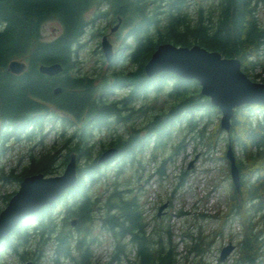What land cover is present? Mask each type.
Segmentation results:
<instances>
[{
    "label": "trees",
    "instance_id": "16d2710c",
    "mask_svg": "<svg viewBox=\"0 0 264 264\" xmlns=\"http://www.w3.org/2000/svg\"><path fill=\"white\" fill-rule=\"evenodd\" d=\"M189 3L190 0H0V154L11 139L36 137L39 142L45 124L58 123L61 136L72 125L62 138L64 159L74 152L81 160L76 164L74 183L59 196L61 210H55L56 202H52L20 221L0 240V257L3 249H9L22 264L28 259L31 264H39L44 247L50 243V264H59L64 258L74 264H93L90 244L96 233L92 221L98 219L99 231L113 239L112 258L123 259L127 264H175L168 224L156 221L147 230L148 219L139 194L131 186L120 188L116 177L127 164H136L135 170L139 172L146 150L152 156L163 152L156 167L161 177L166 162L183 146L184 136H196L206 146H214L220 132L233 152L239 183L236 189L230 185L225 212L211 237L198 236L189 244L198 252L193 264H227L226 258L211 263L208 248L227 214L236 216L239 227L235 244L238 251L230 264L264 262V105L246 103L235 107L227 130L216 125L217 129L212 128L203 137L216 107L199 92L197 81L166 71L146 76L143 70V63L158 42L198 43L224 56L237 57L248 77L264 81V17L257 12L264 0H214L205 13L199 5L193 15L188 11ZM93 4L106 5L94 12L95 17L109 12L112 19H119L118 26L128 27L129 39L119 50L125 49L122 55L132 65L112 70L108 75L101 73L98 79L81 73L76 64L87 23L85 11ZM48 19L57 20L60 31L43 39L40 26ZM118 51L113 60L121 53ZM11 58L24 60L26 68L19 73L8 71L6 62ZM51 62L61 64L58 73L47 75L38 71L39 63ZM55 86L60 87L58 92L52 91ZM116 87L125 91L112 97ZM149 91L154 97L164 91L172 98L170 104L145 115L147 109H152L151 103L136 101ZM144 115L140 124L135 121ZM117 123H125V131L111 136L107 142L118 148L113 156L117 160L115 178L101 194H93L91 187L106 175L103 167L109 160L96 161L103 148L93 150L92 131ZM176 125L180 136L172 143L169 140ZM235 147L239 149L238 155L234 153ZM56 150L47 149L38 157L30 153L28 163L18 173L1 171L0 178L8 180L12 176L19 181L33 172L48 174ZM183 175L184 172L179 175L178 182ZM153 217L162 218L156 213ZM71 218L75 219L72 225ZM232 222L231 218L229 224Z\"/></svg>",
    "mask_w": 264,
    "mask_h": 264
},
{
    "label": "rangeland",
    "instance_id": "374dc122",
    "mask_svg": "<svg viewBox=\"0 0 264 264\" xmlns=\"http://www.w3.org/2000/svg\"><path fill=\"white\" fill-rule=\"evenodd\" d=\"M213 1L214 0H190L188 11L193 15L194 10L201 5L205 13L206 9ZM105 6V4H93L85 11L87 23L84 33L80 38L81 45L77 49L76 56V64L79 66L80 72L95 78L101 73L108 75L112 70L121 67H126V69H128L132 66L122 55H125V49L122 50V48H120L119 50V47L129 39V35L126 33L128 27L118 26L119 22L117 23V21L112 19L109 12L105 16L95 17L94 15L95 11L98 9L103 10ZM257 12L259 17H264L263 4H259ZM114 25H116L115 28L111 29ZM59 31L60 23L55 19L45 20L40 26V34L43 39H50L57 35ZM102 34H106L108 40L111 42L113 55L118 50L121 52L117 54L110 63L104 60L100 50L99 43ZM249 78L255 81H261L259 78L252 77L251 75ZM124 91V88L116 87L112 97H117ZM171 99L172 98L166 95L164 91L157 94L156 97H154L152 91H149L146 97L142 96L136 102L138 103L141 100V102H147L146 100H149L152 109H147L145 115H148L152 111L165 109L170 104ZM56 113L58 115L61 114V112L58 111ZM145 115L138 116L135 121L140 124V120L142 121L144 117H146ZM218 119L219 112L216 110L205 126L207 133H204L203 137H206L212 128L218 126ZM110 126V128L92 131L90 141L93 143V150L95 152L100 150L101 147H106L108 145V139L111 136H115L117 133H123L126 124L117 123ZM71 128L72 125H69L61 136L58 123H46L43 129V137L39 142L36 141V137L29 140L24 137L19 140L11 139L7 142L6 146H4L0 154V172H11L12 175H14L21 170L23 165L28 163L30 153L38 157L47 149L52 151V149L54 150L56 148L53 168L47 175L60 173L67 161V158L64 159L63 157L65 148L61 147L62 138ZM219 129L223 131L222 128L219 127ZM179 131L176 125L169 142L171 141L174 143L177 141L179 138L178 136H180ZM220 134L219 132V140L214 146H206V144L203 143L204 141L197 139L196 136L194 138H188V134L184 136L183 146L166 162L164 174L161 177L157 174L156 167L163 152L159 153L160 151H158L152 156L148 150L144 152L141 158L143 167L139 172L135 170L136 164H127L124 166L123 171L116 177L120 188L131 186L133 187V192L135 191L139 194L143 214L145 218L148 219L147 230H151L152 224L156 221H160L162 225L168 224L167 227L170 231L171 244L174 247L175 253L179 252L181 258H184L183 261H179L181 263L183 262V264H193L196 253L198 252L192 249L189 244L196 240L198 236L208 235L211 237V233L218 225L219 217L224 214L226 209V194L232 184L228 171V162L224 155L226 143ZM169 149L170 143L165 147V150L168 151ZM233 150L236 155L239 154V149L237 147ZM116 162L117 160L114 157L103 167L106 175L96 181L91 187V192L93 194H101L105 187H107L106 184L115 178L113 171ZM78 163H81V160L75 157V164ZM183 172V179L181 182H178L179 175ZM136 173H139L140 176L138 177ZM138 182H140V187L135 188V185L139 186L137 184ZM17 186L18 180L12 176H8V180L0 178V209L6 203L8 197L17 189ZM216 190H218V192ZM6 194H8L7 198H5ZM196 198L199 200L196 201ZM163 201H166L167 205L164 209V213H161L159 216L156 215L158 218L162 216L161 220H157L153 215L155 214L157 206ZM201 202L206 204L213 202L212 208H214L216 212L204 216V213L201 211V206H204V204ZM54 203L55 210H61L62 202L59 197L53 204ZM198 207L200 210L197 209ZM235 217L236 216L233 214H227L221 230L214 233V237H212V240L209 242V257H213V254L219 251L221 245L227 242L234 244L233 249L228 254L230 256L227 260V264H230L237 255L238 249L235 244L239 236V230H237L236 226L238 219ZM231 218L233 222L230 225L229 220ZM92 222L94 226L93 229L96 233L95 240L90 244L91 261L93 264H127L123 259L118 260L111 257L113 239L109 235L99 231L98 219H93ZM213 226L214 228L212 229L211 227ZM51 250L52 244L49 243L44 247V252L39 257V264H50L49 254ZM132 253L133 250L130 251L128 256L131 257ZM0 264H22V262H20L15 252L9 249H3L0 257ZM59 264L74 263L71 259L64 258Z\"/></svg>",
    "mask_w": 264,
    "mask_h": 264
},
{
    "label": "water",
    "instance_id": "95a60500",
    "mask_svg": "<svg viewBox=\"0 0 264 264\" xmlns=\"http://www.w3.org/2000/svg\"><path fill=\"white\" fill-rule=\"evenodd\" d=\"M99 44L104 60L107 63L112 62L113 49L106 34L100 36ZM26 66V62L18 58H11L6 62V69L12 73H19ZM61 68L58 62L37 65L38 71L47 75H54ZM143 70L146 76L166 71L182 78L196 80L199 92L207 96L209 103L219 112L218 126L223 130L228 129L235 107L246 103L264 105V81L249 78L241 70L237 57L224 56L219 51L206 49L198 43L177 45L169 41L158 42L143 63ZM59 90L60 87L55 86L52 91ZM117 150L114 145L104 147L96 156V161L103 162L113 157ZM224 155L228 162L231 184L236 189L239 173L229 144L226 145ZM75 179L74 152L69 153L62 171L58 174L47 175L38 171L22 176L17 189L0 209V240L31 213L45 204L54 202ZM166 205L167 202L163 201L157 206V216L164 213ZM74 221L75 219L71 218L70 224ZM232 248L231 242L223 245L219 251V260L224 259ZM24 264H31V260H26Z\"/></svg>",
    "mask_w": 264,
    "mask_h": 264
},
{
    "label": "built area",
    "instance_id": "2783aa9c",
    "mask_svg": "<svg viewBox=\"0 0 264 264\" xmlns=\"http://www.w3.org/2000/svg\"><path fill=\"white\" fill-rule=\"evenodd\" d=\"M217 192H218V190H216ZM222 199V198H221ZM220 199V200H221ZM199 199L198 198H196V201H198ZM204 200V199H203ZM214 202V201H213ZM213 202H210V203H204V202H201L202 204H204V206L202 205L201 206V211L203 212V213H206V214H209L210 215V213H214V212H216V210L214 209V208H212V204H213ZM220 202V201H219ZM197 204V203H196ZM201 205V204H200ZM198 210H200L199 209V207L197 208ZM236 226H237V230H239V227H238V225L236 224ZM230 253V252H229ZM228 253V254H229ZM227 254V256H226V261L229 259V256L230 255H228ZM218 255H219V251H216L214 254H213V257H210L211 258V263H214L215 261H216V259H218ZM184 260V258H181V256H180V254H179V252H176L175 253V264H183V262L181 263V262H179V261H183ZM188 264V263H187ZM262 264H264V262H262Z\"/></svg>",
    "mask_w": 264,
    "mask_h": 264
},
{
    "label": "flooded vegetation",
    "instance_id": "af4514ba",
    "mask_svg": "<svg viewBox=\"0 0 264 264\" xmlns=\"http://www.w3.org/2000/svg\"><path fill=\"white\" fill-rule=\"evenodd\" d=\"M111 159H113V157L109 158L108 160H111Z\"/></svg>",
    "mask_w": 264,
    "mask_h": 264
}]
</instances>
